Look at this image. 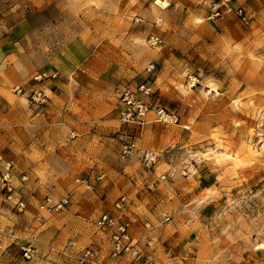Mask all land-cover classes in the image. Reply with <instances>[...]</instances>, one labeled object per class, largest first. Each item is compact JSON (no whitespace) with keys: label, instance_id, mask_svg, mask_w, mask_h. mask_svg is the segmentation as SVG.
Here are the masks:
<instances>
[{"label":"rangeland","instance_id":"obj_1","mask_svg":"<svg viewBox=\"0 0 264 264\" xmlns=\"http://www.w3.org/2000/svg\"><path fill=\"white\" fill-rule=\"evenodd\" d=\"M262 145L264 0H0V264H264Z\"/></svg>","mask_w":264,"mask_h":264},{"label":"built area","instance_id":"obj_2","mask_svg":"<svg viewBox=\"0 0 264 264\" xmlns=\"http://www.w3.org/2000/svg\"><path fill=\"white\" fill-rule=\"evenodd\" d=\"M239 14L242 15V10L240 9ZM42 93L41 92H37L34 91L32 94V100L34 101H41L42 98H40V96ZM126 102L127 104H131L133 102H135L134 100V96L133 95H129L126 97ZM141 110H139V114L143 113V110L141 108V105L139 107ZM132 113L131 112H127V116H130ZM153 156V154L151 152L145 153V157L146 158H151ZM68 202L67 198H63L60 201H58L55 206L57 208H61L63 207L66 203ZM125 202V198L122 196L118 201H117V207H121ZM99 225L100 227H102L103 229H115L113 234H112V238H113V247L115 249V251L117 252H122V251H127L130 249V236L128 234V230H127V223H125V221L123 220H118L116 219L114 216L112 215H103L100 220H99ZM93 255V252L91 249H88L85 251V253L83 254L84 260H88L90 261V257ZM91 264H95V263H91ZM144 264H148V262H145Z\"/></svg>","mask_w":264,"mask_h":264},{"label":"bare ground","instance_id":"obj_3","mask_svg":"<svg viewBox=\"0 0 264 264\" xmlns=\"http://www.w3.org/2000/svg\"><path fill=\"white\" fill-rule=\"evenodd\" d=\"M157 1H159V0H157ZM157 3V2H156ZM160 3H162V4H164V2H161L160 1ZM262 146H264V145H262ZM253 150V149H252ZM215 152H216V155L214 156L215 158H216V160L217 159H221V158H224V159H226V158H228V159H234L235 158V155L234 154H231V153H229V152H221V150H214V154H215ZM256 153V152H255ZM212 154V153H211ZM238 155V154H237ZM255 155V154H254ZM255 157V156H254ZM236 159V158H235ZM253 159V158H252ZM251 159V160H252ZM240 160V159H239ZM233 161H235V160H233ZM236 161H237V159H236ZM235 161V162H236ZM230 162V161H229ZM239 162V161H238ZM243 162V161H242ZM262 246H264V243H262L261 244ZM260 248V247H259ZM264 248V247H263Z\"/></svg>","mask_w":264,"mask_h":264}]
</instances>
